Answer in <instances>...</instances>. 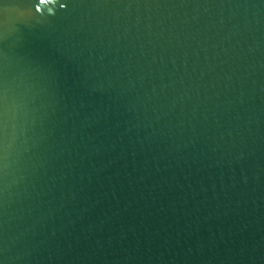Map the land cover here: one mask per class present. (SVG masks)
<instances>
[{
	"label": "water",
	"instance_id": "water-1",
	"mask_svg": "<svg viewBox=\"0 0 264 264\" xmlns=\"http://www.w3.org/2000/svg\"><path fill=\"white\" fill-rule=\"evenodd\" d=\"M0 264H264V0H0Z\"/></svg>",
	"mask_w": 264,
	"mask_h": 264
},
{
	"label": "snow or ice",
	"instance_id": "snow-or-ice-1",
	"mask_svg": "<svg viewBox=\"0 0 264 264\" xmlns=\"http://www.w3.org/2000/svg\"><path fill=\"white\" fill-rule=\"evenodd\" d=\"M43 2H45V0H39V3H43ZM36 10V9H35Z\"/></svg>",
	"mask_w": 264,
	"mask_h": 264
}]
</instances>
